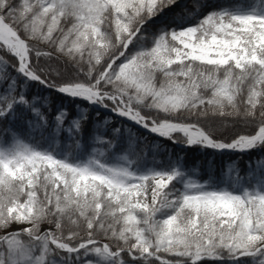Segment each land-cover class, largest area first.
I'll use <instances>...</instances> for the list:
<instances>
[{
  "label": "snow or ice",
  "instance_id": "6c2138e0",
  "mask_svg": "<svg viewBox=\"0 0 264 264\" xmlns=\"http://www.w3.org/2000/svg\"><path fill=\"white\" fill-rule=\"evenodd\" d=\"M205 8L206 0H0V47L17 58H0V123L12 138L0 148V264H264V191L210 190L177 167L137 173L129 156L104 155L115 138L98 136L85 162L59 159L6 124L17 105L45 119L39 98L23 91L35 81L174 143L264 146V12L201 15ZM66 118L63 109L55 117L61 127ZM86 118L67 130L78 136ZM177 179L183 190H169Z\"/></svg>",
  "mask_w": 264,
  "mask_h": 264
},
{
  "label": "trees",
  "instance_id": "16d2710c",
  "mask_svg": "<svg viewBox=\"0 0 264 264\" xmlns=\"http://www.w3.org/2000/svg\"><path fill=\"white\" fill-rule=\"evenodd\" d=\"M183 2L185 1L183 0L181 3ZM30 42L45 51L50 50L47 42L38 40ZM0 58L8 60L9 62L17 59L14 57V54H10L3 47H0ZM10 71L13 72L14 76L18 75L14 70L10 69ZM2 90L3 88H0V92ZM17 91H20V89L17 88ZM23 91L29 100H32L34 97L39 98L35 101V107L39 108L45 117L46 126L41 123L36 113L31 109L26 111L24 110V106L20 105L15 107V115L13 113L8 114L9 119L6 124L26 143H35V145L37 144L39 146V150L48 151L58 156H62L60 152L64 151L67 141L64 140L65 135L60 130H57L53 121L63 109L67 111L66 120H74L80 118L82 115H86L87 118L83 120L81 128L84 132L83 135L91 136V140L93 141L89 142V137L84 138L86 143L85 151L87 153L91 152L94 148L100 147L95 142L98 136L103 138L113 137L114 129L120 130L119 134L115 136L119 137L120 145L116 147L114 153L122 156L127 153V150L132 148L137 149V151L142 149L146 150L147 157L145 159L137 160L136 158H131L135 160L133 167L136 170L141 168L145 169L146 166L150 165V159H160L162 160V165L158 166L160 169L176 163L179 167L190 169L192 172L194 171L190 175L193 179L224 186V182L221 184L222 182L220 181L226 179V168H233L238 173H241L242 176H247L250 165L256 167L258 162L264 161V146H257L239 152L237 150L216 151L200 145L188 146L185 143H174L171 139L149 135L140 131L124 120H119L113 115L99 111L95 105H90L83 99L62 94L56 89L48 88L38 82L28 81ZM45 100L47 101L46 103ZM78 105L79 107H77ZM105 117H111V120L106 121ZM4 127L5 123H0V138L3 137L4 140L11 142V132H4ZM232 131L231 126L221 129L223 135H229ZM46 134H49V136L43 142H39L42 141ZM173 135L182 137V134L175 133ZM70 159L72 160L71 157ZM75 161L73 160V162ZM233 161L236 162L235 165H233ZM181 171L184 172V170ZM177 183L181 184V181L178 179ZM211 264H220V262L213 261Z\"/></svg>",
  "mask_w": 264,
  "mask_h": 264
},
{
  "label": "rangeland",
  "instance_id": "374dc122",
  "mask_svg": "<svg viewBox=\"0 0 264 264\" xmlns=\"http://www.w3.org/2000/svg\"><path fill=\"white\" fill-rule=\"evenodd\" d=\"M183 0H181L182 2ZM186 2V0H184ZM184 3V2H183ZM264 0H206V8L203 10L202 14H207L209 11H219V10H228V11H235V12H251L253 10L259 9V11L264 12ZM155 19V18H154ZM3 91V90H2ZM80 99V98H79ZM86 101V100H85ZM94 105V104H92ZM22 106V105H20ZM30 108H27L24 106V110L28 111ZM12 114V112H9ZM41 113V111H40ZM39 119L41 120V123L46 126V120L41 119L39 115H37ZM72 120H64L63 126H59L56 119H54L53 123L56 125L57 130H60L64 135H65V141H67V144H65L64 151H61L60 154L62 156L55 155L54 153L48 152L55 156L56 158L63 159V158H72V161L76 160L75 162H85L88 160L91 154H93V150L89 153L85 151V141L84 138H90L89 142H93L91 140V136H84V132L82 128L80 129V134L78 136H73L70 131L67 130L69 123ZM46 136V137H45ZM42 141L49 136V134H46ZM108 139L115 138V145L112 148H109L105 150L104 155L108 158L109 162H118L122 161V158L129 154L130 150H127V153L123 154L122 156H119L118 153H114L116 147L120 145L119 142V137H105ZM97 139V138H96ZM97 143V141H95ZM98 144V143H97ZM33 147H35L37 150H39V146L35 143L30 144ZM11 146V142L6 141L3 139V137L0 138V148H7ZM100 146V145H99ZM42 151V150H40ZM136 152L140 153L141 150ZM238 151V150H237ZM243 152V151H239ZM129 156V159L131 158H136L137 160H143L147 157V151L144 150L143 153L137 158L134 155H127ZM170 161V160H168ZM150 165L146 166L145 169H134L133 164L131 165L132 169L136 171L137 173H146L148 171H171L173 167H177L180 170H184V173L186 177H190L192 172L190 169H185L184 167H179L176 163H172L170 166H167L163 169H160L158 166L162 165V160L160 159H150L149 160ZM261 165H264L263 162H258L257 166L254 167L253 165H250L249 167V172L247 173V176H242L241 173H238L237 170L233 168H226L225 169V174H226V179L221 180V184L224 182V186H220V184H215L211 182H203L196 180L198 183L205 185L207 188L210 190H228L232 191L236 194H239L243 190H262L264 191V168L261 167ZM192 172V173H191ZM192 178V177H191ZM178 179L173 182L174 188L172 185H170L169 190L174 191L176 189L183 190V184H178L177 183ZM230 184V186H228ZM251 264V262H250Z\"/></svg>",
  "mask_w": 264,
  "mask_h": 264
},
{
  "label": "water",
  "instance_id": "95a60500",
  "mask_svg": "<svg viewBox=\"0 0 264 264\" xmlns=\"http://www.w3.org/2000/svg\"><path fill=\"white\" fill-rule=\"evenodd\" d=\"M62 94H64V93H62ZM95 107H96V109H98L99 111H102L103 113H107V114L113 115L115 118H118L119 120H124L126 123H128L129 125H132V126L136 127L140 131H143V132H145V133H147L149 135H153V136H157V137H162V136H159L156 133L151 132L149 129L140 126L139 124H136L135 122L131 121L130 119H127V118H125L123 116H120V115L112 112L111 109H106L105 107H102L100 105H95ZM214 150H216V149H214ZM229 150H234V149H223V150H216V151H229Z\"/></svg>",
  "mask_w": 264,
  "mask_h": 264
},
{
  "label": "clouds",
  "instance_id": "9594fccd",
  "mask_svg": "<svg viewBox=\"0 0 264 264\" xmlns=\"http://www.w3.org/2000/svg\"><path fill=\"white\" fill-rule=\"evenodd\" d=\"M105 120H106V121H110V120H111V117H105ZM179 139H181V141H182V138H179ZM134 162H135L134 159H130V163H131V164H133ZM232 163H233V165H235L236 162L233 161ZM188 178L191 179L192 181H196L195 179H193V178H191V177H188Z\"/></svg>",
  "mask_w": 264,
  "mask_h": 264
}]
</instances>
